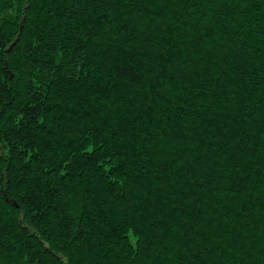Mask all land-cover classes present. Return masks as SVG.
Listing matches in <instances>:
<instances>
[{
    "label": "trees",
    "instance_id": "trees-1",
    "mask_svg": "<svg viewBox=\"0 0 264 264\" xmlns=\"http://www.w3.org/2000/svg\"><path fill=\"white\" fill-rule=\"evenodd\" d=\"M0 264H264V0H0Z\"/></svg>",
    "mask_w": 264,
    "mask_h": 264
},
{
    "label": "snow or ice",
    "instance_id": "snow-or-ice-1",
    "mask_svg": "<svg viewBox=\"0 0 264 264\" xmlns=\"http://www.w3.org/2000/svg\"><path fill=\"white\" fill-rule=\"evenodd\" d=\"M0 70H3V64H0Z\"/></svg>",
    "mask_w": 264,
    "mask_h": 264
}]
</instances>
